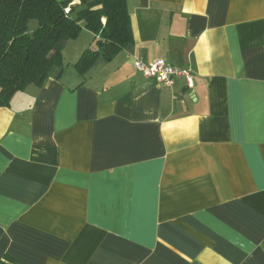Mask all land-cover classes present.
Wrapping results in <instances>:
<instances>
[{"label":"crops","instance_id":"crops-1","mask_svg":"<svg viewBox=\"0 0 264 264\" xmlns=\"http://www.w3.org/2000/svg\"><path fill=\"white\" fill-rule=\"evenodd\" d=\"M126 1L132 43L0 107V264H264V0Z\"/></svg>","mask_w":264,"mask_h":264},{"label":"trees","instance_id":"trees-1","mask_svg":"<svg viewBox=\"0 0 264 264\" xmlns=\"http://www.w3.org/2000/svg\"><path fill=\"white\" fill-rule=\"evenodd\" d=\"M75 1L81 4L71 6ZM70 7V11L67 10ZM31 21L38 27L30 30ZM83 28L97 37L76 68L86 74L100 55L111 59L133 42L126 0H0V107L65 68L64 48ZM1 264H16L5 258Z\"/></svg>","mask_w":264,"mask_h":264},{"label":"built area","instance_id":"built-area-1","mask_svg":"<svg viewBox=\"0 0 264 264\" xmlns=\"http://www.w3.org/2000/svg\"><path fill=\"white\" fill-rule=\"evenodd\" d=\"M68 11V10H67ZM135 68L148 78H156L158 82L171 87L175 76H184L189 88L194 87V76L190 69L176 68L167 64L164 60L158 59L149 63L141 60L135 62Z\"/></svg>","mask_w":264,"mask_h":264},{"label":"rangeland","instance_id":"rangeland-1","mask_svg":"<svg viewBox=\"0 0 264 264\" xmlns=\"http://www.w3.org/2000/svg\"><path fill=\"white\" fill-rule=\"evenodd\" d=\"M29 27H30V30L33 31L34 29H36L38 27V22L37 21H31Z\"/></svg>","mask_w":264,"mask_h":264}]
</instances>
